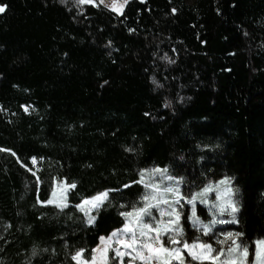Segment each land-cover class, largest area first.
<instances>
[{"label":"trees","instance_id":"obj_1","mask_svg":"<svg viewBox=\"0 0 264 264\" xmlns=\"http://www.w3.org/2000/svg\"><path fill=\"white\" fill-rule=\"evenodd\" d=\"M0 6V264L89 258L139 206L131 182L149 167L185 193L231 179L240 208L225 231L252 253L264 239V0ZM53 178L76 184L62 211L37 203ZM106 189L120 190L90 226L73 205Z\"/></svg>","mask_w":264,"mask_h":264},{"label":"snow or ice","instance_id":"obj_2","mask_svg":"<svg viewBox=\"0 0 264 264\" xmlns=\"http://www.w3.org/2000/svg\"><path fill=\"white\" fill-rule=\"evenodd\" d=\"M60 2L63 4L65 0H60ZM73 3L76 7L86 4L92 7L98 6L97 0H73ZM99 3L109 8V10L120 14L127 0H123L122 3L119 0H111V3L99 0ZM5 10V6H0V13L5 12ZM153 83L155 84L156 82L153 81ZM0 151H6V149L0 148ZM125 151H132V149H125ZM32 162L33 164L36 163L35 158H33ZM157 173L171 183L163 185L162 183L146 182V176ZM167 173V169L155 167L151 170H139L138 175L140 178L138 180L134 179L131 183L141 184L146 190H150L141 194V199L144 202L143 207L133 205L132 211L120 213L125 218L123 226L114 230L110 235L100 237L102 242H106L105 246L102 249L92 250L93 253L99 251V257L93 255L91 260H85L83 258L84 250L79 249L72 255V260L76 264H136L137 261H139V264H190V261H195L197 264H264V240L256 241L254 259L249 260V248L240 239L244 234L239 231L221 233L223 240L217 238L216 241L220 245L219 248L202 241L200 237H196L192 242H189L184 236V226L180 223L181 209L185 205L191 206V214L189 215L188 211L183 214L187 216L197 231H202L205 236H208L217 224L237 223L235 217L237 207L231 199L233 189L225 187L223 193H221L218 186L213 188L212 185H206L199 193H192L190 198H186L180 189L183 178L176 179ZM32 175L36 176V173L32 172ZM36 183L37 185L41 183L38 176H36ZM229 183L230 181L227 178L219 182V184L224 185ZM130 186V184L123 185L124 188H129ZM75 188V183H67L63 180L57 181L53 178L50 198L46 200L38 199L37 203L54 205L62 211L68 207V192ZM57 189H59V195ZM119 190L106 189L97 192L95 195L83 198L80 203L73 206L84 211L87 216V207L100 208L110 198V192ZM210 191H216L219 203L209 204L206 194ZM197 201L205 204L210 209L215 208L217 210L215 214L210 212L213 218L207 224L203 223L196 215ZM161 205L166 206V208L161 207ZM153 209L159 213L160 217L167 216L169 219L156 221ZM225 213L231 216L232 219L219 218ZM94 220V216H89L87 222L92 224ZM165 235H167L166 240L163 239ZM109 249L114 255L109 254ZM33 255H35V252ZM125 257H127V260H125Z\"/></svg>","mask_w":264,"mask_h":264},{"label":"rangeland","instance_id":"obj_3","mask_svg":"<svg viewBox=\"0 0 264 264\" xmlns=\"http://www.w3.org/2000/svg\"><path fill=\"white\" fill-rule=\"evenodd\" d=\"M65 2L74 5L73 0H65ZM105 2H106V3H111V0H105ZM119 2L122 3L123 0H119ZM97 4L103 6V4H100V3H99V0H97ZM82 6H87V4H86V5H82ZM82 6H80V7H82ZM105 8H106V7H105ZM108 9H109V8H108ZM26 109H27V110H26ZM23 111H24L25 113H27V114L30 113V109H29V108H24ZM32 161H33V159L31 160V164H32V166H33V168H34V169H33V172L37 173V171H38V169H39V162H40V161L36 160V163H35V164H33ZM153 168H154V167H149V168H146V169H144V170H151V169H153ZM167 170H168V169H167ZM167 174H168V175H171V173H170L169 171H168ZM171 176H172V175H171ZM172 177H173V176H172ZM139 178H140V177H139ZM139 178H138V179H139ZM176 179H179V178H176ZM227 179L230 181V183L227 184V185L219 184L220 181L225 180V177H224V178H222V179H220V180H217L216 182L209 181V182H207V183L205 184V186H206V185H212L213 188H217V186H218L219 191H220L221 193H223L225 187H228V188L233 189V192H232V194H231V199L235 202L236 207H237V211H236V213H235V217H236V220H237V213H238V210H239V208H240V206H239V200H238V193H237V191L235 190V188L232 186L231 179H229V178H227ZM145 180H146V182L162 183L163 185H169V184L171 183V182L168 181L165 177H162V176H161L160 174H158V173H157V174H154V175L146 176V177H145ZM57 181H58V180H57ZM183 185H184V181H183V183L180 184V189H181L182 194H183L186 198H190V195H191L192 193H199V192L205 187V186H204L202 189L197 190V191H195V192L193 191V192L185 193L184 190H183ZM52 186H53V181H52L51 189H52ZM138 186H140V187L142 188V190H143L142 194H144L146 191H150V190H146L145 187H144L143 185H141V184H138ZM73 190H74V189H72L71 191L68 192V195H67V202H68V197H69V195L71 194V192H72ZM57 191H58V195H59V189H57ZM206 195H207V199H208V201H209V204H212V203H219V202H220V201H217V193H216V191H210V192H208ZM50 196H51V190H50V195H49L48 198H50ZM104 204H105V203H104ZM104 204H103V205H104ZM143 204H144V202H143L142 199L140 198V204H139L138 207H143ZM103 205H102V206H103ZM44 206L55 207L54 205H44ZM68 206H69V204H68ZM102 206H101V207H102ZM136 206H137V205H136ZM101 207H100V208H101ZM161 207H165V208H166V206H164V205H161ZM55 208H57V207H55ZM66 208H67V207H66ZM190 208H191V206H189V205H185L184 208L181 209V213H182V215H181V220H180L181 225L184 226V224H185L184 219L186 218V223H188V225L190 226V229L196 232L195 237H194L193 239H195L196 237H200V239H201L202 241H205V242H208V243L212 244L213 247H215V248H219V247H220V245L216 243L217 238L223 240V235H222L221 233H223V232H228V231H225V228H226V227H229V226H231V225H233V226H237V223H229V224H223V225L217 224V225L212 229V233H210L208 236H205V235L203 234L202 231H197V230L192 226V224H191V222L188 220L187 216L183 214L185 211H188V214L190 215V214H191V212H190ZM57 209H58V208H57ZM64 209H65V208H64ZM75 209L77 210V212H78L79 214L83 215V217H84V219L86 220V222L88 221V217H89V216H94V212H98V211H99V208H98V209H94V208H91V207H87L88 215L86 216L85 213H84V211H81V210H79V209H77V208H75ZM59 210H60V209H59ZM131 211H132V210H131ZM152 211H153V214H154V216H155V218H156V221H159V220H167V219H169V217H167V216H165V217H160V216H159V213H158L155 209H153ZM229 211H230V210H229ZM210 212L213 213V214H215V213L217 212V210H216L215 208H211V209H210L208 206H206L205 204L200 203L199 201L196 202V215L200 218V220H201L203 223L207 224V223H209V222L212 220L213 217H212V214H210ZM94 217H95V216H94ZM121 217H122V216H121ZM219 218H220V219H225V220H231V219H232V217L229 216L227 213H225L223 216H220ZM124 219H125V218L123 217V220H124ZM146 219H151V218H146ZM94 222H95V220H94ZM94 222H93V223H94ZM93 223H92V224H89V223L87 222V224L90 225V226L93 225ZM123 223H124V221H123ZM153 223H155V221H153ZM111 233H112V232H111ZM111 233H110V234H111ZM110 234H108V235H110ZM184 236H185L186 239H188L189 242H192L191 240H193V239H189L190 237H189V235H187V233H186V231H185V227H184ZM163 239L166 240V239H167V235H165V236L163 237ZM240 239H242V237H241ZM260 240H264V239H260ZM105 243H106V242H102L101 239H99L98 245L96 246L95 249H102V248L105 246ZM229 243H230V242H229ZM169 246H172V245H169ZM247 246H248V248H249V245H247ZM249 249H250V248H249ZM255 251H256V242H255L254 245H253V251H252V253L249 252V260H253V259H254ZM109 254H110V255H114V253L111 252V249H109ZM93 255H96L97 257H99V251H97L96 253H93V251H92V252H91V255H90L89 258H88V257L85 255V253H84L83 258H84L85 260H91V258H92ZM125 260H127V257H125ZM189 261H190V258H189ZM72 262H73V264H76L75 261H72ZM136 264H139V261H137ZM190 264H197V262H195V261H190Z\"/></svg>","mask_w":264,"mask_h":264}]
</instances>
